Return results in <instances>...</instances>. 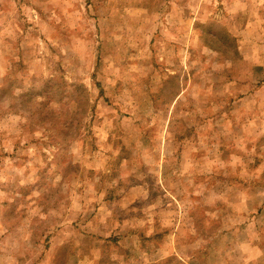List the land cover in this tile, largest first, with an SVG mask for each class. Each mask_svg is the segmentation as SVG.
I'll return each instance as SVG.
<instances>
[{
    "label": "rangeland",
    "instance_id": "obj_1",
    "mask_svg": "<svg viewBox=\"0 0 264 264\" xmlns=\"http://www.w3.org/2000/svg\"><path fill=\"white\" fill-rule=\"evenodd\" d=\"M0 264H264V0H0Z\"/></svg>",
    "mask_w": 264,
    "mask_h": 264
}]
</instances>
